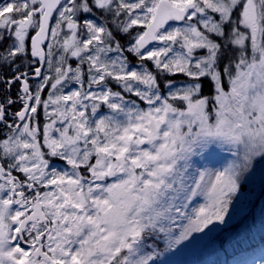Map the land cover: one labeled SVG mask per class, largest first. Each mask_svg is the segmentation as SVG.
I'll use <instances>...</instances> for the list:
<instances>
[{
    "label": "snow or ice",
    "instance_id": "obj_1",
    "mask_svg": "<svg viewBox=\"0 0 264 264\" xmlns=\"http://www.w3.org/2000/svg\"><path fill=\"white\" fill-rule=\"evenodd\" d=\"M257 157L264 0H0V264H155Z\"/></svg>",
    "mask_w": 264,
    "mask_h": 264
},
{
    "label": "rangeland",
    "instance_id": "obj_2",
    "mask_svg": "<svg viewBox=\"0 0 264 264\" xmlns=\"http://www.w3.org/2000/svg\"><path fill=\"white\" fill-rule=\"evenodd\" d=\"M176 79H183V77L178 76ZM15 91L14 94H16ZM47 91L49 90L46 89L45 94H42V99L47 98ZM18 106L20 107V105ZM39 111V119L43 123L44 113L42 109ZM230 147L229 145H216L210 153L196 158L197 166L215 170L223 169L230 162L237 160L236 150H230ZM203 202L202 196L196 198L189 207V212H191L192 207ZM250 212L251 214H249ZM262 214H264V158L257 157L253 161L252 168L246 174L241 190L236 194L229 215L226 217V223L217 222L203 232L193 233L189 239L167 251H165L166 237L164 234H160L156 240L161 242V249H157L161 255L156 258L155 264H264V253L252 255V252H249V254L238 257L232 251L231 256L230 250H227L229 252L227 255L217 240L223 235L226 249L233 241L235 242L237 228L240 227V230L245 228H243L245 217L251 219V215H254L253 218L255 219L249 223L264 228ZM254 221L255 223H253ZM185 223H187L186 220L178 218L173 227L175 230H180L181 225ZM178 233L175 232V234ZM242 236H238V240ZM161 237L163 240L160 239ZM151 243L152 241H149V244Z\"/></svg>",
    "mask_w": 264,
    "mask_h": 264
},
{
    "label": "trees",
    "instance_id": "obj_3",
    "mask_svg": "<svg viewBox=\"0 0 264 264\" xmlns=\"http://www.w3.org/2000/svg\"><path fill=\"white\" fill-rule=\"evenodd\" d=\"M149 67H151L150 63H149ZM15 89L16 87H13L12 89L13 96H15L14 94ZM16 109H19L18 105L15 106L14 110ZM249 214H251V212ZM254 215H251L252 216L251 219L245 217L244 226H243V228L244 227L245 228L243 230H240V227L237 228L235 235L236 237L235 242L233 241V243L229 245L226 249L224 247L225 237L222 235L220 239H217L220 242V245L223 246L224 251L227 255L229 254L227 250H230V255L232 251V253H234L235 256L238 257L249 254V252H252V255L264 253V228L260 226H254L253 224L249 223L250 221L255 219L253 218ZM262 217H263L262 220H264V214H262ZM253 223H255V221ZM178 231L179 229L176 230V233H178ZM240 235L243 236L240 240H238V236ZM160 239L163 240V237H161ZM156 244L158 246L157 249H161V242L159 240H156Z\"/></svg>",
    "mask_w": 264,
    "mask_h": 264
},
{
    "label": "flooded vegetation",
    "instance_id": "obj_4",
    "mask_svg": "<svg viewBox=\"0 0 264 264\" xmlns=\"http://www.w3.org/2000/svg\"><path fill=\"white\" fill-rule=\"evenodd\" d=\"M33 82H34V81H32V83H33ZM13 87H16V88H17L18 86H15V85H14ZM15 90H16V89H15ZM15 92H16V91H15Z\"/></svg>",
    "mask_w": 264,
    "mask_h": 264
}]
</instances>
